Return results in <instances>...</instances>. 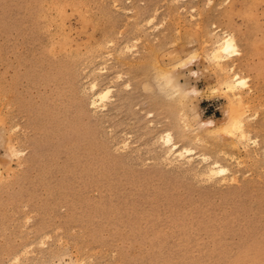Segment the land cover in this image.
<instances>
[{"label":"rangeland","instance_id":"374dc122","mask_svg":"<svg viewBox=\"0 0 264 264\" xmlns=\"http://www.w3.org/2000/svg\"><path fill=\"white\" fill-rule=\"evenodd\" d=\"M0 264H264V0H0Z\"/></svg>","mask_w":264,"mask_h":264},{"label":"bare ground","instance_id":"6f19581e","mask_svg":"<svg viewBox=\"0 0 264 264\" xmlns=\"http://www.w3.org/2000/svg\"><path fill=\"white\" fill-rule=\"evenodd\" d=\"M227 41L228 42V46H229V51L228 52H221L218 51V48H220L224 42ZM214 52L217 58V61H221L223 59H225L227 56H231L234 55L236 53V42H235V38L232 34H222V36H220V38L218 37L217 41L215 42V48H214ZM212 55V54H211ZM232 69V68H231ZM245 84V81L243 78H241L239 76L238 73L234 72L233 75L231 77H229L228 79L225 80V88L227 91L229 92H234L236 89H238L239 87H243V85ZM92 87H95V84L93 83ZM111 88H102L100 90H94L93 93V100L92 103L94 105H105L109 94L111 93ZM235 102V101H234ZM246 117V116H245ZM210 123L208 124H212L213 121L210 120ZM245 125V118L242 116H239L238 114H236L235 112L233 114L230 115V117L226 120V129H228L229 132L234 133L235 132H240V137L242 136V128H244L243 126ZM214 131V130H213ZM236 135V133H235ZM239 136V135H238ZM162 143H164L165 145V149L166 152L168 153V155H172L174 157V159L176 160H185V161H191V157L194 154L193 149L192 148H188L186 146L184 147H179L178 143H175L173 141V136L172 133L166 132L165 135L163 136V141ZM170 159V158H169ZM205 159V158H204ZM227 169L224 166H221L217 161H213L209 167L208 173L211 175H214V173H223L225 174V172Z\"/></svg>","mask_w":264,"mask_h":264},{"label":"clouds","instance_id":"9594fccd","mask_svg":"<svg viewBox=\"0 0 264 264\" xmlns=\"http://www.w3.org/2000/svg\"><path fill=\"white\" fill-rule=\"evenodd\" d=\"M218 51H221V52H228L229 51V46H228V42L225 41L224 44L218 48ZM217 56L216 54L214 53L213 54V59H216ZM195 59L196 57L195 56H192V57H189L187 60L185 61H181L180 64L177 65L178 68H185V67H188L190 66L191 64H193L195 62ZM192 76L195 77L197 75V72L196 71H192ZM193 91L196 93V94H199V90L194 88Z\"/></svg>","mask_w":264,"mask_h":264}]
</instances>
